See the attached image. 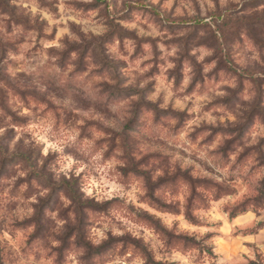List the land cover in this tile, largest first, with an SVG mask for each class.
I'll list each match as a JSON object with an SVG mask.
<instances>
[{"label":"rangeland","instance_id":"obj_1","mask_svg":"<svg viewBox=\"0 0 264 264\" xmlns=\"http://www.w3.org/2000/svg\"><path fill=\"white\" fill-rule=\"evenodd\" d=\"M0 264H264V0H7Z\"/></svg>","mask_w":264,"mask_h":264},{"label":"trees","instance_id":"obj_2","mask_svg":"<svg viewBox=\"0 0 264 264\" xmlns=\"http://www.w3.org/2000/svg\"><path fill=\"white\" fill-rule=\"evenodd\" d=\"M0 7L7 9L8 8L7 0H0Z\"/></svg>","mask_w":264,"mask_h":264}]
</instances>
